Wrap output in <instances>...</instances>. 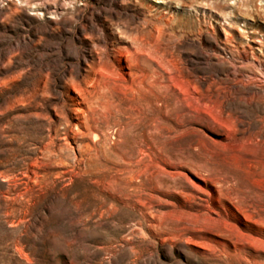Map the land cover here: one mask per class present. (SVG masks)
<instances>
[{
  "label": "rangeland",
  "instance_id": "rangeland-1",
  "mask_svg": "<svg viewBox=\"0 0 264 264\" xmlns=\"http://www.w3.org/2000/svg\"><path fill=\"white\" fill-rule=\"evenodd\" d=\"M134 36L153 61L84 104L79 162L67 82ZM254 55L264 0H0V264H264Z\"/></svg>",
  "mask_w": 264,
  "mask_h": 264
},
{
  "label": "bare ground",
  "instance_id": "bare-ground-1",
  "mask_svg": "<svg viewBox=\"0 0 264 264\" xmlns=\"http://www.w3.org/2000/svg\"><path fill=\"white\" fill-rule=\"evenodd\" d=\"M239 1L241 0H234L235 6L239 3ZM242 2L240 3L242 4ZM118 33H120L119 35L123 37L128 35L125 30L119 29ZM134 37H129V40L131 41L130 47L112 49L102 48V50L100 51L101 53L97 52L96 55H93L92 63H89L90 65L88 64L89 69L86 70L87 74L82 80L71 78L67 82L69 92H73L72 94L75 105L74 112L77 116L78 121L74 123V125L69 126V120L67 119L66 127H70V129L64 128L65 131H63V140L68 146L70 145V143H74L75 145H77L79 154L76 156V159L79 162L83 161L86 154L91 153L92 151L97 149L98 140H100L98 127L93 122V116L97 114H91L90 110L88 111L85 109L84 104L93 106V103L98 99L97 88L99 87L100 89V86H102L108 90L111 84L113 85L114 82H116L114 80L118 77V69H127L128 75L130 76H132L134 69L144 73L142 65L148 63V60H151L152 55L149 52L150 49L148 50V46L143 41L142 37ZM258 51L261 52V49H258ZM252 59L255 61L259 68L264 69V59H262L261 56L254 55L252 56ZM91 112H93V110H91ZM100 116L102 115H98L99 118H107V116L104 114L102 117ZM89 136L90 138L92 137L91 142H80V139L88 138ZM49 144H55L53 137L50 139ZM58 158L61 161L63 159L61 155H58Z\"/></svg>",
  "mask_w": 264,
  "mask_h": 264
}]
</instances>
